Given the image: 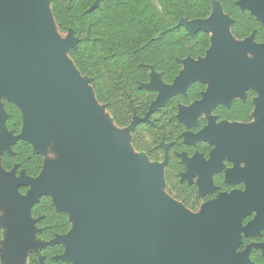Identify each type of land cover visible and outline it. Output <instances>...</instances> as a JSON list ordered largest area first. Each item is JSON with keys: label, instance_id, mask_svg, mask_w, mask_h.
I'll use <instances>...</instances> for the list:
<instances>
[{"label": "water", "instance_id": "95a60500", "mask_svg": "<svg viewBox=\"0 0 264 264\" xmlns=\"http://www.w3.org/2000/svg\"><path fill=\"white\" fill-rule=\"evenodd\" d=\"M245 4L257 10L264 19V0H252ZM40 13L36 0H0V92L8 89L15 96L28 98L33 104L38 98L49 99L57 92L58 86L37 54L38 47L50 46L35 39ZM181 26L192 35L202 30L217 31L221 54L214 62L203 66L189 62L188 70H184L173 86L154 85L160 89L161 95L153 110L162 106L171 96L186 91L194 80L208 78L212 74L220 76L223 86L209 103L224 97L232 89L241 91L259 85L264 93L262 75H254L255 68L264 63L261 61L258 67H251L238 58L224 37L220 24L212 26L202 21L190 23L184 20ZM259 52L263 60L264 52ZM200 111L192 113V117ZM0 117L4 127L7 116L1 103ZM16 139L11 142V146ZM90 169L94 178L88 184L77 180L72 171L70 179L61 177L62 183L58 189L52 182L38 186L40 190L43 188L55 192L68 202L85 200L97 204V212L82 235L84 247L76 249L77 256L83 259L84 264L244 262L234 257L239 240V221L241 214L248 208V205L243 207L244 201L225 200L226 210H220L214 204L211 206L212 213L199 221H193L172 203L160 201L156 197L151 185L153 176L129 170L117 174L106 164L98 166L95 156L90 161ZM56 176H60L59 173ZM62 184L68 189H64ZM244 200L245 204H249L247 198Z\"/></svg>", "mask_w": 264, "mask_h": 264}, {"label": "flooded vegetation", "instance_id": "af4514ba", "mask_svg": "<svg viewBox=\"0 0 264 264\" xmlns=\"http://www.w3.org/2000/svg\"><path fill=\"white\" fill-rule=\"evenodd\" d=\"M208 1L210 11L202 22L220 24L231 50L249 66L264 63L259 52H264V19L246 6L252 0H232L233 12L225 9L222 0ZM233 13L247 20V31L236 30L239 20ZM202 33L208 36V47L200 59L191 61L203 66L220 56L221 43L217 31ZM254 75L264 79V65L255 68ZM222 86L217 74L194 80L186 91L167 99L168 104L175 103L169 113L157 112L150 121H137L136 143L141 150L135 148L133 129L131 142L147 163L162 165L166 195L188 215L200 220L205 207L209 212L204 217L212 213L214 204L226 210L225 200L239 203L247 198L249 204L242 202L248 208L241 214L234 257L243 259L242 264H264V93L259 85L232 89L209 103ZM149 122L160 126L150 139L147 131H142V125Z\"/></svg>", "mask_w": 264, "mask_h": 264}, {"label": "trees", "instance_id": "16d2710c", "mask_svg": "<svg viewBox=\"0 0 264 264\" xmlns=\"http://www.w3.org/2000/svg\"><path fill=\"white\" fill-rule=\"evenodd\" d=\"M222 2L228 12H233L232 0ZM51 5L60 32L73 30L79 39L70 52L76 68L92 79L97 100L106 105L116 125L132 127L135 148L141 150L136 143L140 130L137 121H150L157 112L167 114L175 105L166 101L153 110L161 91L152 84V76L159 75L160 86L168 88L184 72L187 60L202 57L208 36L202 31L192 35L181 23L202 21L209 14V1L51 0ZM232 15L239 20L236 30L247 31V20ZM2 106L6 129L17 138L2 164L8 171L15 169L37 179L44 170L45 157L20 137L24 123L20 109L9 101ZM142 126L149 139L160 130L159 125L150 122ZM19 187L23 193L27 191V185ZM29 214L36 219L37 237L43 243L40 253L30 255L29 264H72L62 257L64 246L59 240L72 228L69 216L59 211L48 196L31 204ZM2 239L0 228V246Z\"/></svg>", "mask_w": 264, "mask_h": 264}, {"label": "rangeland", "instance_id": "374dc122", "mask_svg": "<svg viewBox=\"0 0 264 264\" xmlns=\"http://www.w3.org/2000/svg\"><path fill=\"white\" fill-rule=\"evenodd\" d=\"M36 2L41 13L35 39L50 45L38 47L37 54L58 86L57 92L49 99L38 98L34 104L28 98L15 96L8 89L0 92L2 105L5 101L12 102L22 112L24 127L21 135L31 142L37 152L44 155L47 163L37 179H31L15 169L6 170L2 164L3 157L11 152V142L15 137L5 125L3 127L0 117L1 261L2 264H29L30 255L40 253L43 243L37 237L36 219L29 214V207L41 196H48L59 211L69 216L71 222V230L59 237L64 246L62 257L72 264H84L83 259L77 256L76 249L84 247L82 235L97 212V204L85 200L68 202L55 192L43 188L40 190L38 186L52 182L58 189L62 183L61 177L70 179L72 171L77 180L88 184L94 178L90 169L93 156L98 166L106 164L117 174L129 170L153 176L151 185L156 197L185 210L166 195L162 165L147 163L146 156L139 155L132 146V127L122 129L116 125L106 105L97 100L92 79L82 75L76 68L70 57V52L75 50L79 42L74 31L60 32L52 13L51 0ZM189 62L192 61L185 63V70H188ZM160 83L159 75L153 74L152 84ZM56 173L60 176L54 177ZM19 185H27V191L23 193ZM62 185L64 189L67 188L65 184ZM207 212L209 209L205 207L202 218ZM188 216L193 221H199L196 215Z\"/></svg>", "mask_w": 264, "mask_h": 264}]
</instances>
